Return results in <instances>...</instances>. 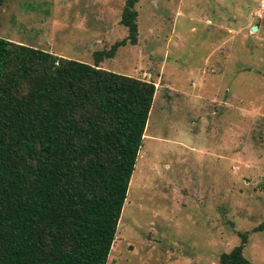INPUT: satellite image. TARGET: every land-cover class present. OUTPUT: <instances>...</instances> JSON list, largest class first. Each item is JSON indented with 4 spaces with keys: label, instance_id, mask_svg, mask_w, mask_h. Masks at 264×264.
Returning a JSON list of instances; mask_svg holds the SVG:
<instances>
[{
    "label": "rangeland",
    "instance_id": "1",
    "mask_svg": "<svg viewBox=\"0 0 264 264\" xmlns=\"http://www.w3.org/2000/svg\"><path fill=\"white\" fill-rule=\"evenodd\" d=\"M125 0H0V37L93 63ZM103 69L154 93L105 264H264V0H135ZM255 26V30L251 27Z\"/></svg>",
    "mask_w": 264,
    "mask_h": 264
},
{
    "label": "trees",
    "instance_id": "2",
    "mask_svg": "<svg viewBox=\"0 0 264 264\" xmlns=\"http://www.w3.org/2000/svg\"><path fill=\"white\" fill-rule=\"evenodd\" d=\"M0 37V264H105L154 93L151 81ZM240 241L220 264H250Z\"/></svg>",
    "mask_w": 264,
    "mask_h": 264
},
{
    "label": "water",
    "instance_id": "3",
    "mask_svg": "<svg viewBox=\"0 0 264 264\" xmlns=\"http://www.w3.org/2000/svg\"><path fill=\"white\" fill-rule=\"evenodd\" d=\"M255 28H256L255 26H252V27H251L252 30H255Z\"/></svg>",
    "mask_w": 264,
    "mask_h": 264
},
{
    "label": "bare ground",
    "instance_id": "4",
    "mask_svg": "<svg viewBox=\"0 0 264 264\" xmlns=\"http://www.w3.org/2000/svg\"><path fill=\"white\" fill-rule=\"evenodd\" d=\"M144 135H145V133H144ZM144 135H143V136H144ZM145 138H146V135H145Z\"/></svg>",
    "mask_w": 264,
    "mask_h": 264
}]
</instances>
